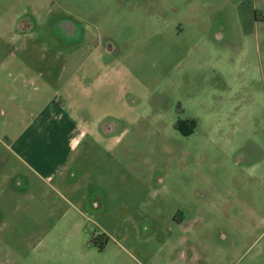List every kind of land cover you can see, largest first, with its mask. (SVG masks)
<instances>
[{
	"label": "rangeland",
	"instance_id": "374dc122",
	"mask_svg": "<svg viewBox=\"0 0 264 264\" xmlns=\"http://www.w3.org/2000/svg\"><path fill=\"white\" fill-rule=\"evenodd\" d=\"M0 59L88 131L49 179L0 116V264H264V0H0Z\"/></svg>",
	"mask_w": 264,
	"mask_h": 264
},
{
	"label": "crops",
	"instance_id": "0c3cea01",
	"mask_svg": "<svg viewBox=\"0 0 264 264\" xmlns=\"http://www.w3.org/2000/svg\"><path fill=\"white\" fill-rule=\"evenodd\" d=\"M20 20H23V18ZM20 20L16 27L12 26V29L15 31L17 30L19 33H28L27 29H30V23L24 21L20 22ZM10 56L14 57V54L11 51ZM13 64L15 66L17 63H13L10 60L0 59V116L6 117L7 115L12 116L14 114V107L16 104L12 105V103H15L16 92L21 91L27 94L24 102H27L28 109L26 108L27 110L24 112L28 113L32 117L31 120L28 119V121H23L22 134L19 139L14 138L11 140L8 137L6 138L12 141L14 143L13 145L19 143L17 147L18 152L31 157L34 163L38 166V168L33 169L37 173L39 172L42 174L43 177L47 175L45 178L50 179L52 176H55L65 168L67 160L62 162L59 159L62 157L64 148L68 147L69 151H75L82 144V140L87 137L88 131L84 129L83 126L74 118L64 113L63 107L65 103L60 97L58 88L56 89L54 97L53 93L50 94L54 85H56V87L60 85L59 88H61V91L63 90L62 87L64 84L62 85L61 82L58 85V79H60V77L57 76L56 71L53 72V70H51L47 75L45 72V68L47 67L45 66L42 72L40 66H38L36 67L38 74L35 76L36 78H30L25 75L15 76L14 72H11ZM17 66L18 68L28 67L25 64L24 66L17 64ZM50 66L53 67V65H49V67ZM2 72H4L5 75H2ZM7 72L10 73L7 74ZM75 82L76 83H71L72 88L70 89L86 93L88 87L83 82ZM74 84L77 85V87L74 86L73 88ZM3 129L5 131H12L15 129V125L12 120L4 121ZM33 132L38 134L36 137L43 145V148H39L38 152L35 149H32L30 144H27L25 141H21L25 139L24 136L27 133ZM41 136L43 138H41ZM64 141L67 143L66 146ZM9 149L13 152L15 147L11 146ZM16 152H13L14 158V154L18 153ZM19 153L18 155L22 156V154ZM19 160L24 163L22 158H19Z\"/></svg>",
	"mask_w": 264,
	"mask_h": 264
},
{
	"label": "flooded vegetation",
	"instance_id": "af4514ba",
	"mask_svg": "<svg viewBox=\"0 0 264 264\" xmlns=\"http://www.w3.org/2000/svg\"><path fill=\"white\" fill-rule=\"evenodd\" d=\"M64 26V24H62V27ZM72 26V25H71ZM65 28V30L68 32V33H71V32H74V30H75V28L74 27H69V25L67 26V27H64ZM191 126H192V123H191V120H182V119H179L178 120V123H177V125H176V127H177V129L179 130V131H181V132H186L187 130L189 131L190 130V128H191ZM196 126H197V124H196ZM182 129H185V130H182ZM184 136H189V135H187L186 133L185 134H183ZM175 220H176V218H175ZM180 222H182V223H184L185 222V219H183V221H180ZM179 223V222H178Z\"/></svg>",
	"mask_w": 264,
	"mask_h": 264
},
{
	"label": "trees",
	"instance_id": "16d2710c",
	"mask_svg": "<svg viewBox=\"0 0 264 264\" xmlns=\"http://www.w3.org/2000/svg\"><path fill=\"white\" fill-rule=\"evenodd\" d=\"M191 123H192V126H191L190 129L193 130V129L196 127V124H195L193 121H192ZM191 130H189V131H191ZM187 135H188V134H187Z\"/></svg>",
	"mask_w": 264,
	"mask_h": 264
}]
</instances>
